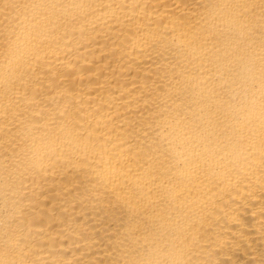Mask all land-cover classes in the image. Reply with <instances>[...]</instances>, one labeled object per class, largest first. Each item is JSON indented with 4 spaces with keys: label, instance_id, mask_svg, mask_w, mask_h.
Listing matches in <instances>:
<instances>
[{
    "label": "bare ground",
    "instance_id": "1",
    "mask_svg": "<svg viewBox=\"0 0 264 264\" xmlns=\"http://www.w3.org/2000/svg\"><path fill=\"white\" fill-rule=\"evenodd\" d=\"M0 264H264V0H0Z\"/></svg>",
    "mask_w": 264,
    "mask_h": 264
}]
</instances>
